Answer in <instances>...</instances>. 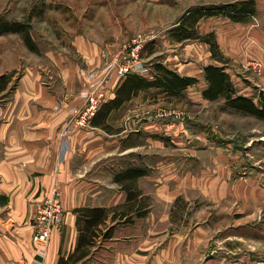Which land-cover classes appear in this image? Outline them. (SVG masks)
<instances>
[{
	"label": "rangeland",
	"instance_id": "rangeland-1",
	"mask_svg": "<svg viewBox=\"0 0 264 264\" xmlns=\"http://www.w3.org/2000/svg\"><path fill=\"white\" fill-rule=\"evenodd\" d=\"M231 1L236 0H0V16L27 22L37 47L31 50L21 33L0 35V74L12 73L9 89L26 66L51 67V58L59 53L71 56L85 70L84 58L73 44L78 38L102 49L103 61L116 72L117 65L126 60L127 47L138 38L143 42L138 67L147 74L152 61L158 60L180 74L197 77L198 82L180 97L166 96L157 89L148 92V103L155 109L153 119L168 125L166 131L157 133L164 144L157 142L156 146L154 142L148 169L179 170L208 180L210 174L223 177L218 173L222 162L229 168L228 180L235 190L249 187L251 194L246 201L239 196L231 197L232 201L218 198V202L210 196L192 200L178 197L169 208L168 220L155 219L160 223L154 235L148 234L146 222L138 223L139 253H147L140 264H264V120L223 108V99L197 103L204 83L203 64L211 58L209 46L198 39L177 43L168 33L188 10ZM255 3L257 13L245 22L218 14L201 19L198 31H214L216 39H234L236 47H253L264 57V0ZM247 34L254 37L249 45ZM232 76L236 82L250 84ZM248 91L256 100L259 87ZM217 143L221 150L215 154ZM225 147L233 154L228 159ZM196 151L200 154H194ZM138 153L125 155L122 168L117 167L121 160H115L114 170L130 165L145 167L140 150ZM212 187L207 184V188Z\"/></svg>",
	"mask_w": 264,
	"mask_h": 264
},
{
	"label": "crops",
	"instance_id": "crops-1",
	"mask_svg": "<svg viewBox=\"0 0 264 264\" xmlns=\"http://www.w3.org/2000/svg\"><path fill=\"white\" fill-rule=\"evenodd\" d=\"M250 36L247 34V45L254 39ZM217 41L228 59L226 71L238 93L251 95L248 90L255 86L264 92V72L242 67L248 60L264 62L263 55L253 47H236L237 42L225 36L217 37ZM73 44L84 58L85 70L82 71V66L71 56L59 53L51 58V67L26 66L14 86L3 92L0 102V264H19L22 259L57 264L61 256L67 257L73 252L78 238L75 208L112 207L125 202V191L113 180L115 160H121L117 167L122 168L125 155L139 154L140 150L143 163L149 168L151 165L147 160L155 153L152 151L154 142L164 144L157 133L166 131L168 125L153 119L155 109L148 103V92L154 88L139 91L113 110L107 118L110 131L91 124L86 127L75 125L77 111L90 89L104 87L109 99L122 76L119 77L116 69L103 61L102 49L95 43L78 38ZM208 63L221 64L210 58L203 67ZM137 72L149 75L142 68ZM233 74L238 75L236 80H248L250 84L236 82ZM202 77L204 83L199 88L197 103L210 101L202 97L206 86L203 74ZM213 138L219 141L215 135ZM231 140L225 139V142L232 143ZM218 147L215 154L221 150L219 144ZM224 149L226 159L233 156L229 147ZM219 165L218 173L225 178L210 174L208 180L205 176L184 174L179 170L148 169L147 175L136 179L138 188L151 200L147 215L131 224L116 225L107 240L98 241L88 256L74 264H140L147 253H139L138 223L146 222L148 234L154 235L158 232L154 228L159 221L168 220L169 208L178 197L192 200L210 196L212 201L218 202V198L219 201H232L231 197L239 196L246 201L251 194L249 187L235 190L228 180L229 168L222 162ZM205 183L213 184L215 188H207ZM200 185L205 189L201 190ZM55 189L60 192L65 211L64 224L60 229L52 230L48 244L38 252L31 239L32 215L37 203Z\"/></svg>",
	"mask_w": 264,
	"mask_h": 264
},
{
	"label": "trees",
	"instance_id": "trees-1",
	"mask_svg": "<svg viewBox=\"0 0 264 264\" xmlns=\"http://www.w3.org/2000/svg\"><path fill=\"white\" fill-rule=\"evenodd\" d=\"M257 13L255 0H236L206 7H196L181 16L178 24L168 31L169 38L174 42L187 39H198L208 44L210 56L221 64L208 63L203 67L206 86L202 97L208 100H224V107L229 110L247 114L264 120V92L254 96L238 93L234 82L226 71L227 57L220 49L214 31L200 33L197 25L201 19L223 14L235 22H245ZM21 33L27 46L37 50L31 37L29 24L25 21L8 20L0 16V35ZM143 50L141 48L140 52ZM12 73L0 74V94L9 89ZM198 82L197 77L182 75L158 60L152 61V69L148 76L138 72L125 73L113 97L103 101L91 118V125L110 131L107 124L109 114L121 107L125 102L136 96L139 91L150 88L157 89L169 97H180L187 87ZM148 168L130 165L113 174V180L126 193L125 202L112 207L81 206L74 209L78 231L77 244L67 257L61 256L57 264H74L91 253L98 241L107 240L116 225L131 224L136 219L145 217L149 211V196L138 188L136 179L147 175Z\"/></svg>",
	"mask_w": 264,
	"mask_h": 264
},
{
	"label": "built area",
	"instance_id": "built-area-1",
	"mask_svg": "<svg viewBox=\"0 0 264 264\" xmlns=\"http://www.w3.org/2000/svg\"><path fill=\"white\" fill-rule=\"evenodd\" d=\"M143 47L142 39H133L127 47L126 60L117 65L119 77L129 71L137 72L140 50ZM243 68H250L257 73L264 72V62L261 60H248L242 64ZM107 100V91L104 87H95L87 94L84 102L77 111L75 125L86 127L91 124L93 117L100 104ZM65 211L60 201V192L55 189L52 194L37 203L31 219L32 242L38 252L43 251L49 242L53 229H60L64 224ZM19 264H40L34 259H22Z\"/></svg>",
	"mask_w": 264,
	"mask_h": 264
}]
</instances>
